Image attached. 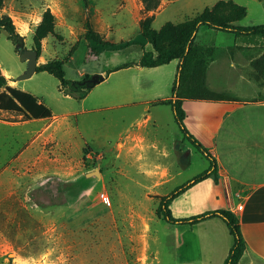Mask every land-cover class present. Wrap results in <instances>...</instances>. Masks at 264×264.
Listing matches in <instances>:
<instances>
[{
  "label": "crops",
  "instance_id": "obj_1",
  "mask_svg": "<svg viewBox=\"0 0 264 264\" xmlns=\"http://www.w3.org/2000/svg\"><path fill=\"white\" fill-rule=\"evenodd\" d=\"M259 2L264 4V0ZM47 6L54 16L55 25L52 32L39 37L41 51L37 55V64L50 58H61L59 46L63 44L80 43L85 50L80 63L69 70L66 68L75 56V49H70L63 59L65 78L79 80L94 74L103 78L82 98H76L65 92L59 80L46 71L37 72L49 74L56 81L45 77L43 84L21 82L16 77L25 71L24 65H17L14 72L0 66L7 85L30 92L51 111L49 116L27 118L20 112L0 109V127L7 130L9 137L16 142V148L4 157H11L15 162L28 158L30 167L69 177L79 168L83 148L87 145L93 151L114 155L123 165L120 172L128 170L135 174V181L140 184L145 180L158 196L167 193L176 186L171 182L175 177L171 180L169 174L173 170L175 175L180 173V169L189 162L190 150L185 146L186 155L182 151L183 146H177L171 165L169 148H164L170 138L169 133L162 132L157 111L153 113L147 107L170 105L167 101L172 97L179 59L156 66L140 65L138 60L143 49L150 48L149 43L138 28L121 40L122 26L129 21L123 22L121 17H116L117 12L107 9L105 0H94L88 8L61 6L57 0H51ZM44 9V6L15 9L14 6L3 5L0 15L8 14L13 19L15 30L26 43L32 39ZM124 10L133 12L128 5ZM151 13V10H143L138 5L134 11L137 20L133 16L131 21L138 23L140 18ZM87 25L103 39L114 42V48L107 49L105 44L86 39ZM132 47L139 51L132 60L112 64L110 56H106L112 50ZM102 54H105L102 62L90 68L82 66L81 63L88 58L100 60ZM219 58L229 63L225 67L231 75L219 76L216 81L208 80L206 85L210 90L224 91L230 96L222 99L183 96L181 103L186 128L215 157L217 180L209 176L196 182L173 198L169 207L175 217H186L213 208L229 209L236 215L246 242L237 264H264V95L259 94L264 87L255 85L241 69L234 74L237 67L230 55ZM215 60L218 59L211 61ZM121 64L125 66L116 68ZM214 68L210 67V71ZM137 107L147 112L138 115ZM107 110H116L117 113L103 115ZM111 125L117 127L115 131L110 130ZM171 138L178 141V137ZM159 143L163 145L161 149L158 148ZM147 144L157 148L155 152L166 154L167 158L161 156L168 159L167 164L157 163L155 159L159 155H154L151 152L154 150ZM130 178L135 182L134 177ZM160 189L163 191L158 192ZM180 225L192 228L206 226L208 231L203 235L209 246L208 259L213 255L214 264L223 263L233 238L220 218L209 217L195 224Z\"/></svg>",
  "mask_w": 264,
  "mask_h": 264
},
{
  "label": "rangeland",
  "instance_id": "obj_2",
  "mask_svg": "<svg viewBox=\"0 0 264 264\" xmlns=\"http://www.w3.org/2000/svg\"><path fill=\"white\" fill-rule=\"evenodd\" d=\"M50 1L3 0V5L14 6L15 9L44 6L42 17L44 13L45 15L37 30V35H40L51 24L53 27L55 25L54 16L47 6ZM93 1L57 0L61 6L76 5L82 8L90 7ZM146 1L153 4V0ZM236 1L246 7L233 0H158L157 5L150 8L145 7L144 0H105V4L107 9L112 8L117 12L116 17H121V21H129L122 26L121 40L137 28L140 31V23L150 18L151 25L160 30V44L167 46L171 35L179 32V23L202 13L214 23H264V4L259 0ZM126 5L133 12H125ZM138 5L152 13L135 23L137 15L134 11ZM133 16L136 19L131 21ZM198 29L196 39L194 37L193 40L194 50L186 60L185 84L188 88L182 93L183 96L229 97L224 91L211 90L215 93H206L210 91L206 81H216L219 76L231 75L225 67L229 63L219 58L229 55L234 61L233 65L237 67V70L234 68V74L241 69L255 85L264 87V61L260 59L264 51V35H237L205 24ZM108 42L107 49H113L114 42ZM34 45L37 42L33 41V35L26 43L23 39L12 42L7 31L1 29L0 66L9 72H14L17 65L26 67V61L20 59L19 52L22 48H33ZM70 49H75L76 53L67 64V70L80 63L85 51L82 44L71 42L69 45L59 46L60 57ZM40 51L39 46L38 56ZM138 53V49L132 47L112 50L106 56H110L111 63L114 64L121 60H132ZM104 55L100 60L88 58L81 64L90 68L102 62ZM213 59L218 60L211 61ZM257 60L259 65L255 68L253 63ZM208 65L215 68L210 71ZM195 66L199 67L196 69L197 73H194ZM45 77L56 81L49 74H38L37 71L20 81L43 84ZM196 80L201 81L200 88L194 85ZM0 89H4V86ZM259 94L264 95V90L259 91ZM147 110L153 113L157 111L162 132L169 133L170 138L168 141L165 139L164 148H169L171 165L177 146H183V152L185 146L190 150L189 155L185 151L189 159L187 165L180 169L179 174L175 175V170L169 174V179L175 177L172 183L180 184L209 166V159L183 137L170 105H159L156 108L151 106ZM147 110L137 107V114L141 115ZM116 113V110H107L103 115ZM116 128L111 125L110 130L115 131ZM171 137H178V141ZM25 140L28 142L29 138L26 137ZM15 143L9 137V132L0 127V264H214L213 255L208 259L209 246L203 235L208 228H192L163 220L156 213L157 192L150 189L145 180H141L142 184L135 181L137 176L130 174L128 170L120 172L123 165L114 155L93 151L85 145L79 168L71 176L62 177L30 167L28 158H25V162H15L11 157H4L16 148ZM147 146L154 150L151 151L154 155H159L155 159L157 163L167 164L168 159L162 158H167L166 154L155 152L157 148H153L152 144ZM162 146V143L158 144L159 149ZM131 176L136 183L131 181ZM101 193L107 195L108 201L102 199Z\"/></svg>",
  "mask_w": 264,
  "mask_h": 264
},
{
  "label": "trees",
  "instance_id": "obj_3",
  "mask_svg": "<svg viewBox=\"0 0 264 264\" xmlns=\"http://www.w3.org/2000/svg\"><path fill=\"white\" fill-rule=\"evenodd\" d=\"M144 2L145 7L150 8L151 6L155 7L158 3V0H153L152 5H150L146 0H144ZM2 5L3 0H0V8L2 7ZM44 15L45 13L43 14L41 23L43 21ZM50 15L52 17V14ZM40 24L36 27L33 33V41L36 40L37 42V45H34L33 48L37 50V55L39 54L40 46L39 37L48 32H52L54 29L53 24H51L48 30L40 35H37V30ZM203 24L219 30L232 32L237 35H264V23L252 25H234L226 22L214 23L211 22L202 13L198 17L190 18L179 23L177 25L179 28V32L171 35L169 44L167 46H162L160 44V30L155 29L151 25L150 18H146L140 23V32L149 43L150 48L143 49L138 63L142 66H156L167 63L174 58L179 59V68L171 89L172 97L167 101V103H169L171 106L173 117L178 124L183 137L187 139L198 150H200L209 159L210 162L209 166L206 169L196 173L184 182L174 186L167 193L159 195L156 213L161 216L163 220L171 224H195L209 217L220 218L227 226L229 233L233 238L230 250L222 264H237L246 248V242L241 233L238 219L232 211L226 208H213L186 217H175L169 207V204L173 198H175L177 195L185 191L196 182L209 176H212L215 181L217 180V164L215 157L212 155L210 150L205 147L186 128L184 124L185 112L181 104L183 97L182 93H184L186 88H188L187 84H185V79L187 78L186 60L188 59L189 55L192 54L191 51L193 49L192 46L195 33L198 27ZM167 25L171 26L172 24L167 23ZM1 29H5L7 31L8 38H10L12 42H15L17 39H22V37L15 30V25L12 21V18L8 14L0 15V31ZM84 37L88 40H92L97 44L108 45L109 43L107 40L103 39V37L98 32H95L90 27H86ZM94 48L95 47L92 46V49ZM69 53L70 50L61 58H50L43 63L37 64L36 71H46L47 73L52 74L59 80L60 86L65 92L73 95L76 98H82L85 93L103 77L100 74H94L86 75L79 80H71L65 78L63 59L66 58ZM260 59L264 61V51L261 53ZM258 65L259 60L253 63V66L255 68H257ZM122 66H125V64H121L116 68H120ZM194 68V73H197L198 70L196 69H198L199 67L197 68L195 66ZM196 81L197 82H194V85L197 86V88H200L201 81ZM2 86H4V89H0V109L20 112L27 118L45 117L51 114L50 109L43 102L38 101L37 98L30 92L7 85L5 76L0 72V87ZM206 93L213 94L215 92H212L210 90ZM199 98L222 99L221 97L217 98L200 96Z\"/></svg>",
  "mask_w": 264,
  "mask_h": 264
},
{
  "label": "water",
  "instance_id": "obj_4",
  "mask_svg": "<svg viewBox=\"0 0 264 264\" xmlns=\"http://www.w3.org/2000/svg\"><path fill=\"white\" fill-rule=\"evenodd\" d=\"M21 60L26 61V69L16 78L21 80L32 75L36 71L37 66V50L35 48H22L19 52Z\"/></svg>",
  "mask_w": 264,
  "mask_h": 264
},
{
  "label": "built area",
  "instance_id": "obj_5",
  "mask_svg": "<svg viewBox=\"0 0 264 264\" xmlns=\"http://www.w3.org/2000/svg\"><path fill=\"white\" fill-rule=\"evenodd\" d=\"M87 155H89V154H87ZM101 197H102L103 200L108 201V197L104 193H101ZM238 207L240 208L241 204H239Z\"/></svg>",
  "mask_w": 264,
  "mask_h": 264
},
{
  "label": "bare ground",
  "instance_id": "obj_6",
  "mask_svg": "<svg viewBox=\"0 0 264 264\" xmlns=\"http://www.w3.org/2000/svg\"><path fill=\"white\" fill-rule=\"evenodd\" d=\"M5 74H6V71H5ZM9 75V74H8Z\"/></svg>",
  "mask_w": 264,
  "mask_h": 264
}]
</instances>
